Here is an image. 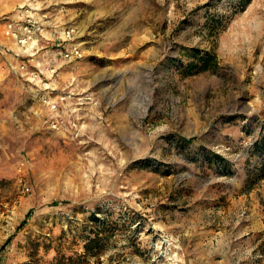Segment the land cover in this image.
Listing matches in <instances>:
<instances>
[{
    "label": "rangeland",
    "instance_id": "rangeland-1",
    "mask_svg": "<svg viewBox=\"0 0 264 264\" xmlns=\"http://www.w3.org/2000/svg\"><path fill=\"white\" fill-rule=\"evenodd\" d=\"M21 7L81 34L69 110L10 69ZM262 132L264 0H0V264H229L216 212Z\"/></svg>",
    "mask_w": 264,
    "mask_h": 264
},
{
    "label": "crops",
    "instance_id": "crops-1",
    "mask_svg": "<svg viewBox=\"0 0 264 264\" xmlns=\"http://www.w3.org/2000/svg\"><path fill=\"white\" fill-rule=\"evenodd\" d=\"M59 22L54 20L49 23V30L41 39L40 45L43 49L34 57L33 61V63L36 61L43 63L44 66L50 63L60 65L58 78L64 71L69 73L70 71L67 69L74 63L63 62L58 50L55 48L58 40L62 39L60 31L62 24ZM78 38H82L81 34ZM228 124L232 123L229 121ZM254 141L251 155L245 158L244 182L239 187V194L238 191L233 189V193L229 194L231 198H227L225 210L216 212L220 223L225 225V228H220L222 235L217 240V248L214 250L217 255L226 257L229 264H240L239 258L237 261L234 259L237 256L245 255V253L250 257L251 264L253 262L257 264V258L264 256V206L261 205L264 202V183L262 182L264 180V132L258 135ZM254 158L257 160L255 164ZM230 170V175H233L235 170L233 171L231 168ZM214 203H217V201ZM242 208L247 209L248 215L246 219L241 218L238 220V213ZM240 221H242L241 225H245L244 227H238L237 224ZM229 224H233L234 227L228 233L226 227Z\"/></svg>",
    "mask_w": 264,
    "mask_h": 264
},
{
    "label": "built area",
    "instance_id": "built-area-1",
    "mask_svg": "<svg viewBox=\"0 0 264 264\" xmlns=\"http://www.w3.org/2000/svg\"><path fill=\"white\" fill-rule=\"evenodd\" d=\"M24 9L19 19H8L4 29L6 37L12 39L20 51L14 54L15 62H10V69H13L21 76H27L31 81L33 92L41 102L52 110L60 107L70 109L77 92L69 87L58 85V73L60 65L50 63L43 68L29 69L33 64L34 57L43 49L41 39L49 29V14L31 13V7ZM62 26V25H61ZM60 26L62 39L58 40L56 50L63 62H77L84 57L82 46L78 41L77 29L74 26ZM15 63V64H14ZM83 97H81L82 99ZM89 103L93 100L90 96L84 98Z\"/></svg>",
    "mask_w": 264,
    "mask_h": 264
},
{
    "label": "trees",
    "instance_id": "trees-1",
    "mask_svg": "<svg viewBox=\"0 0 264 264\" xmlns=\"http://www.w3.org/2000/svg\"><path fill=\"white\" fill-rule=\"evenodd\" d=\"M219 66L217 56L215 54L206 53L205 57H200L199 59L195 60L194 62L189 63V69L197 68V73L206 72L208 70L217 69ZM251 181V180H250ZM94 240H89L85 244V251L86 254L91 255L93 254V246L92 243Z\"/></svg>",
    "mask_w": 264,
    "mask_h": 264
}]
</instances>
